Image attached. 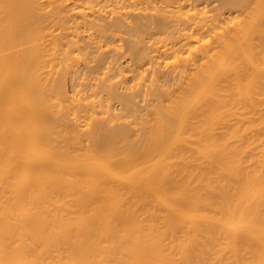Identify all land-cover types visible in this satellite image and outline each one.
<instances>
[{
  "label": "bare ground",
  "instance_id": "1",
  "mask_svg": "<svg viewBox=\"0 0 264 264\" xmlns=\"http://www.w3.org/2000/svg\"><path fill=\"white\" fill-rule=\"evenodd\" d=\"M79 1L0 0V264H264V0Z\"/></svg>",
  "mask_w": 264,
  "mask_h": 264
},
{
  "label": "rangeland",
  "instance_id": "2",
  "mask_svg": "<svg viewBox=\"0 0 264 264\" xmlns=\"http://www.w3.org/2000/svg\"><path fill=\"white\" fill-rule=\"evenodd\" d=\"M98 1H99V2H98ZM127 1H128V0H127ZM131 1H132V0L128 1L129 4H128V2L125 4L126 1H124V5H126V6H127V5H130ZM155 1H156V2H155ZM155 1H154V2L157 3V5H156L157 7L155 6V7H153V8L157 9L158 6L160 5L159 7H162V8H159V9H157V10H160V9H161V11L163 10V11H162L163 13H164L165 11L168 10V11H167L168 15H169V12H170V6H172V7H171V8H173L172 10H174V9H176V7L179 5V1H178V0H177L178 3H177L176 1H173V2H172L173 4L170 5V6H168V7H167V5H168L167 3H168V2L165 3L166 1L164 2V0H161V2H164V3H165V4H164V3L162 4L163 6L161 5L160 0H159V1H158V0H155ZM190 1H192V0H187V1H186V0H185V1H184V0H181L182 5H184V3L186 4V5L184 6L185 8L183 7L184 11H185V9H186L187 12H188V11L191 12V9H192V11H193L194 6H196L197 4H198L197 6L199 7V8L197 7V10H198V9L201 10L200 8H201L202 6H203V7H202V10H203V9L205 8V5H206V7H209V6H210L209 8L212 9V8H211V5L214 4V3H215V4L217 3V5L214 4L215 6H217V7H218V5L220 6L219 0H218V1H217V0H211V1H209V0H207V1H206V0H201V1H200V4H199V0H196V1L193 0L192 2H190ZM194 1H195V3H194ZM202 1H203V2H202ZM212 1H213V2H212ZM97 2H98V3H97ZM158 2H159L160 4H158ZM175 2H176V7H175V6L173 7V5H175ZM181 2H180V3H181ZM186 2H187V3H186ZM189 2H190V3H189ZM196 2H197V3H196ZM201 2H202V3H201ZM207 2H209L210 4L207 3ZM155 3H151V4H149V6H146V7H143V6H145V4H148V3L140 4V5H141L140 8L136 9V11H140V9H142L141 7H143V8H147V9H148V7H149L148 10H147V9H143V11L141 10V13H145V10H147V12H151V13H152V11H154L155 13H159L157 10H156V11H157V12H156L155 9H152V6L155 5ZM188 3H189V4H188ZM204 3H205V4H204ZM218 3H219V4H218ZM96 4H98V5H95V3H94V7H96L95 10H98V12L95 11V14H96V12H97V13H98L97 15H99V14L101 13V12H99V9L101 8V9H103V10H101V11H103V15H102V16H104V17L107 16L108 20H111V19L116 20V18H118V17L115 16V9H114V8H117L116 10H117V11L119 10L118 7H116L117 5H113V7H112V5L109 6V5H106V4L104 3V4L106 5V7L103 8V7H104V6L102 5L103 2L101 3L100 0H97V1H96ZM190 4H191V5H190ZM193 4H196V5L193 6ZM203 4H204V5H203ZM207 4H208V5H207ZM78 5L80 6V8H82V7L84 6V1H81V0H80V1L78 2ZM151 5H152V6H151ZM164 5H165L166 7H164ZM43 6H44V5H43ZM43 6L41 5V8H42L43 10H45V11H46V8L49 7V6L46 5V6H44V7H45V9H44ZM114 6H115V7H114ZM126 6H125V8H124L123 10H125V12L129 14L130 12H128L127 9L130 11V6H131V5L129 6V8H127ZM186 6H187L188 8H189V6H191V7L193 6V7H192V8L190 7L191 9L188 10ZM200 6H201V7H200ZM111 7H112V9H111ZM123 7H124V6H123ZM131 7H132V9L135 8L134 6H131ZM133 7H134V8H133ZM137 7H138V6H137ZM150 7H151V9H150ZM163 7H164L165 9H166V8H167V9L164 11ZM212 7H213V5H212ZM106 8H108V10H112V12H114V16H115V17L112 16L113 14H111V11L106 10ZM126 8H127V9H126ZM221 8H222V7H221ZM47 9H48V8H47ZM49 9H50V8H49ZM49 9H48L47 11H49ZM113 9H114V11H113ZM132 9H131V11H133ZM206 9H208V8H205V10H206ZM210 9H209V10H210ZM225 9H226V8H224L223 10H225ZM66 10H67L68 12H70V11H71V7L66 8ZM104 10L106 11V13H104V12H105ZM149 10H150V11H149ZM172 10H171V11H172ZM199 10H198V11H199ZM226 10H227V9H226ZM107 11H108L110 14H107ZM161 11H160V13H161ZM195 11H196V10H195ZM236 11H237V13H240V12H241V10H240V12H239V10H236ZM236 11H235V12H236ZM118 12H119V11H118ZM118 12H116V13L119 14V15L121 14V18H123V19L126 18V19H125L126 21L129 20L130 17L126 14V15L129 17V18H127V16L124 14V13H125L124 11H123V12H124V13H123V14H124L123 17H122V13H118ZM120 12H122V11L120 10ZM134 12H135V10H134ZM154 12H153L152 14H154ZM196 12H197V11H196ZM213 12H215V11L210 12V14H214ZM233 12H234V11H233ZM151 13H147V14H151ZM167 13H164V14H167ZM241 13H242V12H241ZM101 14H102V13H101ZM104 14H105V15H104ZM117 14H116V15H117ZM145 14H146V13H145ZM234 14H235V16H238V15H236V13H234ZM234 14H232V15H234ZM108 15H109V16H108ZM110 15H111V16H110ZM119 15H117V16H119ZM232 15H231V17H232ZM241 15H242V14H241ZM241 15L239 14L238 17H242ZM124 16H126V17H124ZM130 16H131V19H132V18H133V17H132L133 15L130 14ZM123 19H122V20H123ZM131 19H130V20H131ZM125 20H124V21H125ZM52 21H54V20H52ZM52 21H49L48 24H50V22H52ZM126 21H125V22H126ZM52 23H54V24L57 23L56 26L54 25L55 27H58L59 25H61V24H59V22H57V21H54V22H52ZM58 24H59V25H58ZM52 25H53V24H52ZM55 27H54V28H55ZM119 33H120V34H119ZM123 33H124V32H123ZM114 34H115V33H114ZM117 34H118L119 36H118ZM121 34H122V32H118V31H117V33L115 34V35L118 37V39H120V41H121V37H122V35H123V36L127 35V34H125V35H124V34L121 35ZM120 36H121V37H120ZM127 36H128V35H127ZM117 37H114V39H116ZM122 38H123V37H122ZM125 38H127V37H125ZM125 38L122 40L123 42H124ZM118 41H119V40H118ZM118 41H116V42H118ZM120 41H119V42H120ZM122 41L120 42V43H122V45L119 44V42H118V43H115V41H114V43H115V44H119V47H118V45H117V47L119 48L118 50L120 51V49H121V51L123 52V51H125L126 48H124L125 46H124V44H123ZM109 44H110V43H109ZM109 44H108V47H112V46L115 45V44H113V42L111 43V44H113L112 46H111V44H110V46H109ZM120 45L122 46V48H120ZM115 47H116V45H115ZM104 48H105V47H104ZM104 48H101L99 54H101V51H103ZM106 48H107V47H106ZM106 48H105V51H107V53L104 51V53H106V54H104V55H106L105 58H104V59H105L104 61H106L107 59L110 61L109 58L112 57V59H111L112 61H111V62H112V65H113L114 60H116V58L114 59V54H115L114 52H117L118 50H117L116 48H115V49H116L117 51H114L115 49H113V48H112V49H108V50L111 51V52H110L111 54H110V53H108V50H106ZM90 49H91V48H90ZM102 49H103V50H102ZM122 49H123V50H122ZM91 50H92V49H91ZM94 50H95V53H98V51H99V50L97 51L96 49H94ZM113 51H114V52H113ZM121 51H120V52H121ZM127 51H128V50H127ZM127 51H126V52H127ZM112 52H113L114 54H113ZM120 52H117V53H119V56L121 57L120 54H121L122 52H121V53H120ZM126 52H124L125 54H124V53L122 54V57H124L123 59H122V57H121V58H120V57H117V60H118V61H119V60H122V61H119V63H121V64H118V66H117L116 64L118 63V61L116 60V62H114L115 68H116V66H117V68L115 69V70H117V71H115V70L113 71V69H114L113 67H114V66H111V64H110L109 67H110V68L112 67L113 69H112V68H111L112 70L109 69V67L107 66L109 62H108V63L106 62L107 65L104 63V65H106V66H103V68L101 69V72H99V75L101 76L100 73H102V71H103L104 74H106L107 72H108V74H109L110 72H111V74H112V73L115 74V72L118 73V72L120 71V68H121V71H122L124 68L126 69L127 66H130V65H131V62H130V65H129V61H130V58H131V56H130V55H131V52H130V51H128L127 53H126ZM129 53H130V55H129ZM91 54H92V56H93V55H96V54H94V52L91 53ZM99 54H98V55H99ZM112 54H113V56H112ZM98 55H96V56L98 57ZM116 55H117V54H116ZM116 55H115V56H116ZM125 55H126V56H125ZM186 55H188V53H186L185 56H186ZM92 56H89V57L94 58L95 60L97 59L95 56H94V57H92ZM109 56H110V57H109ZM183 56H184V55H183ZM185 56H184V57H185ZM129 57H130V58H129ZM91 58H89L88 60L91 61ZM119 58H120V59H119ZM125 58H126V59H125ZM169 58H170V57H169ZM113 59H114V60H113ZM92 60H93V59H92ZM127 60H128V64H127ZM166 61H167V62H170V65H169V66H171V67H172V65L175 64L174 61L172 60V57H171L170 59L167 58ZM91 62H93V61H91ZM91 62H90V65H93L94 62H93L92 64H91ZM124 62H125V63H124ZM172 62H173L174 64L171 65ZM115 63H116V64H115ZM123 63H124V64H123ZM165 63H166V62H165ZM167 64H169V63H167ZM167 64H166V65H167ZM123 65H125V66L127 65V66L125 67V66H123ZM164 65H165V64H164ZM166 65H165V66H166ZM80 66H81V65H80ZM119 66H120V68H119ZM104 67H106V69H105ZM107 67H108V68H107ZM123 67H124V68H123ZM166 67H167V66H166ZM76 68H77V69H76L75 71L78 72V73H76V75H78V79H79V80L76 79L75 81H72V82H73V85H71L72 83L68 81V82H67L68 85L66 84V87L68 86V88H66V90L68 91V93H69L71 96L74 95V96L77 97V95H78L79 97H81V96L83 95L82 97L85 98L86 96H88V93L90 92L89 89H91V88H89V87H88L89 85H87V84H85V86H83V85H84V82H85V81H83L84 79H83V80L81 79V81H80V78H81V77H84V76H83V75H84V72H81V71H82V70H81L82 68H83V70H84V66H82V68H81V67H80V68H79V67H76ZM118 68H119V69H118ZM167 68H168V67H167ZM103 69L106 70L107 72L104 71ZM125 69H124V70H125ZM77 70H78V71H77ZM79 70H80V71H79ZM118 70H119V71H118ZM109 71H110V72H109ZM81 74H82V76H81ZM146 74H147V73H146ZM146 74H143L142 76H145V77H146ZM99 75L97 74V76H99ZM100 76H99V77H100ZM104 76H105V75H103L102 77H104ZM99 77H98V78H99ZM102 77H100V78H102ZM145 77L142 78L141 82L145 81ZM116 78H120V77H115V78H112V79H115V80H116ZM77 80H78V83H79V82H82V84H80V83L77 84V83H76ZM115 80H112V81H115ZM117 80H118V79H117ZM94 81H97V80H92V82H94ZM112 81H111V83H112ZM138 81H140V80H138ZM74 82H75V83H74ZM70 83H71V84H70ZM95 83H96V82H95ZM111 83H110V84H111ZM113 83H114V82H113ZM145 83H146V81H145ZM147 83H148V82H147ZM76 84H77V85H76ZM108 84H109V83H108ZM78 85H80V87H79ZM81 85H82V88H83V87H88V88L86 89V91L84 90V88L81 89ZM77 86H78V87H77ZM122 86H123V84H120V89L122 88ZM126 86H127V85H126ZM126 86H125V87H126ZM70 87H71V88H70ZM73 87H74V88H73ZM123 87H124V86H123ZM125 87H124V89H125ZM75 88H76V89H80V90L82 91V93H81L80 90L77 91ZM72 90L74 91V93H73ZM83 90L85 91V93L83 92ZM122 90H123V88H122ZM127 90H128V89H127ZM127 90L125 89V91H127ZM87 91H88V92H87ZM91 91H92V90H91ZM123 91H124V90H123ZM70 92H71V93H70ZM76 92H80V93H81V96L79 95V93H76ZM75 93H76L77 95H76ZM91 93H92V95L89 93V97H90L89 99H93V98H92V97H93V91H92ZM72 94H73V95H72ZM85 95H86V96H85ZM90 95H91V96H90ZM74 96H73V97H74ZM76 97H75V98H76ZM137 97H138V96H137ZM77 98H78V97H77ZM77 98H76V99H77ZM135 99H137V100H135L136 102L139 100V101H138L139 103L137 102V105H140V104L143 105V104H144V103H142L143 98H141V96L138 97V98H135ZM141 99H142V100H141ZM112 102H113V101H112ZM112 102H111V103H112ZM143 102H145V101H143ZM115 104H116V105H115ZM118 104H119V103L113 102V107L115 106L114 109L116 108V109H117V110L115 109L116 111H119V109H118V108H119V105H118ZM143 106H144V105H143ZM143 106H142V108H143ZM140 108H141V105H140ZM140 108H139V111H138L139 113L137 112L136 115H137V114H140V113L142 112V108H141V109H140ZM115 110H114V112H116ZM140 111H141V112H140ZM117 113H118V112H117ZM102 116L104 117V115H99L98 117H99V118H102ZM137 116H138V115H137ZM98 117H97V118H98ZM150 117H152V116H150ZM131 119L133 120V118H131ZM130 121H131V120H130Z\"/></svg>",
  "mask_w": 264,
  "mask_h": 264
}]
</instances>
